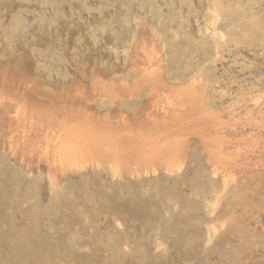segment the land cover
<instances>
[{"label":"rangeland","instance_id":"rangeland-1","mask_svg":"<svg viewBox=\"0 0 264 264\" xmlns=\"http://www.w3.org/2000/svg\"><path fill=\"white\" fill-rule=\"evenodd\" d=\"M0 264H264V0H0Z\"/></svg>","mask_w":264,"mask_h":264},{"label":"bare ground","instance_id":"bare-ground-1","mask_svg":"<svg viewBox=\"0 0 264 264\" xmlns=\"http://www.w3.org/2000/svg\"><path fill=\"white\" fill-rule=\"evenodd\" d=\"M22 79V78H21ZM31 116V115H30ZM69 143V142H68ZM75 143V142H74ZM73 142L70 143V144H65L64 145V148H62V150L65 151V155L67 153H70V157L73 158V157H77L78 156V152H79V149H78V145H75ZM78 144V143H77ZM61 146V145H60ZM60 148V147H59ZM84 148V147H83ZM67 150V151H66ZM22 152V151H21ZM11 156V155H10ZM68 158V156H66ZM69 157V158H70ZM19 168V167H18ZM12 170V169H11ZM26 181V180H25Z\"/></svg>","mask_w":264,"mask_h":264}]
</instances>
